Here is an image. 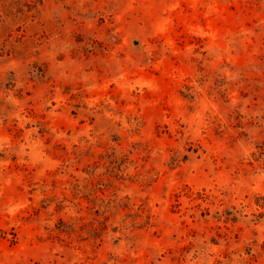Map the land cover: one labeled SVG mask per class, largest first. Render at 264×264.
Here are the masks:
<instances>
[{
	"label": "rangeland",
	"instance_id": "374dc122",
	"mask_svg": "<svg viewBox=\"0 0 264 264\" xmlns=\"http://www.w3.org/2000/svg\"><path fill=\"white\" fill-rule=\"evenodd\" d=\"M0 264H264V0H0Z\"/></svg>",
	"mask_w": 264,
	"mask_h": 264
}]
</instances>
